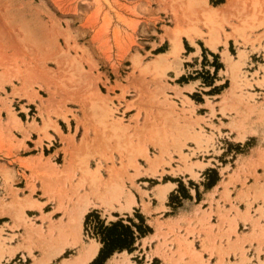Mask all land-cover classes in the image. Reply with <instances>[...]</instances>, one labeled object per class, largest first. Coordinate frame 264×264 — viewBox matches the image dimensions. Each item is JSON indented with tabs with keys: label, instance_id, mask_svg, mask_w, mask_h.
I'll return each mask as SVG.
<instances>
[{
	"label": "rangeland",
	"instance_id": "1",
	"mask_svg": "<svg viewBox=\"0 0 264 264\" xmlns=\"http://www.w3.org/2000/svg\"><path fill=\"white\" fill-rule=\"evenodd\" d=\"M192 1L0 0V94L4 95L0 112L6 110L10 118L15 117L10 99L18 96L34 102L41 98L40 91L51 97L47 101L58 100V109L65 110L59 118L69 122L73 115L83 125L82 134L77 128L75 134L61 136L63 149L56 162H66L69 173H62L65 182L57 191L52 188L46 193L52 201L46 211L32 194L20 198L24 192L14 185L21 175L14 169L0 171L7 189L0 199V214L13 220L10 227L6 225L10 231L25 230L16 248L11 247L16 236L3 238L5 231L0 230V264H35L48 257H53L48 264H62L93 243L101 248L92 231L85 229L90 212H97L107 225L119 220L130 225L129 218L138 224V212L130 210L131 215L119 219L114 213L126 212L120 207L133 189L147 195L139 178L151 177V184H156L179 181L175 176L188 174L199 180V171L208 166L205 159L213 155L222 163L238 154L255 155L248 162L249 158L238 157L237 165L254 179L251 186L247 179L242 181L245 191L254 194L244 221L252 219V205L261 204L255 211L259 215L255 228L264 237V225L259 224L264 219V0H202L204 5L201 0L197 5ZM211 7L217 15L208 21ZM177 30L189 31L191 38L182 34L183 49L175 54L172 41ZM211 34L218 37L215 49L209 46ZM188 55L198 58L199 68H186L188 77L176 82L201 83L196 85L205 90H198L207 97L201 93L190 97L198 105L205 103L201 111L208 112L206 117H197L193 101L170 85L174 76L184 73V56ZM215 65L221 68L216 70ZM5 86L12 92L7 93ZM194 86L184 89L192 91ZM68 104L80 107L83 121ZM131 110L134 115L128 114ZM223 128L230 134H223ZM0 142L6 144L4 138ZM0 153L9 156L1 147ZM203 177L209 184L218 179L214 169ZM108 184L118 187V201L104 203ZM178 192L190 199L184 185ZM86 197L92 201L90 208H99L88 211L79 230L73 218ZM178 199L174 196L171 203ZM32 202L36 205L29 206ZM27 210L41 212L39 219L28 216ZM56 212L61 213L57 220ZM233 232L237 235V226ZM20 249L29 257H15ZM124 252L113 264L142 263Z\"/></svg>",
	"mask_w": 264,
	"mask_h": 264
},
{
	"label": "crops",
	"instance_id": "2",
	"mask_svg": "<svg viewBox=\"0 0 264 264\" xmlns=\"http://www.w3.org/2000/svg\"><path fill=\"white\" fill-rule=\"evenodd\" d=\"M196 52L195 50L194 53ZM194 53L192 52L190 55ZM190 55L184 56V73L177 77L174 76V83L170 85L179 87L183 90V94L193 101L197 117H206L208 112L205 111L203 113L201 111V108L204 109L205 103L198 105L190 97L194 93H201L204 98L207 97L202 91L198 90V88L203 89L196 85L198 80H190L182 84L176 82L183 79L184 76L188 77L189 72H187L186 68L190 70L199 68L197 63H195L199 61L198 58L190 57ZM190 63H193L195 68L192 69ZM198 84L201 83L198 82ZM15 85L18 88L20 87L18 84ZM110 85L114 86L112 82H110ZM193 85L195 86L192 91L184 89ZM5 89L7 93L12 92L11 88L8 90L5 86ZM120 94V92H115V95ZM39 95L41 98L36 99L34 102L18 96L11 98V105L16 114L15 117L10 118L11 115L6 110L0 112V138L6 140V144L4 146L0 144V147L9 153V156L0 153V171L14 169L21 175V177H18V182L14 185L15 188L24 192L20 194V198L32 194L33 197L40 200L43 205V211H46L48 207H51L52 203L46 193L52 191V188H56L55 191H57L59 189L57 187L65 182L62 179V173L65 172L64 174L66 175L69 173L65 159V163L61 165L56 162L63 149L61 136H67L69 133L75 134L77 128L79 133L82 134L83 125L79 126L73 115H69V122L59 118L58 115L64 113L65 110L63 108L58 109V100L47 101L51 97L44 96L40 91ZM0 96L4 97L3 94H0ZM110 96L114 97V94H110ZM114 103L118 105L116 101ZM67 108L74 111L80 121H83L84 114L81 112L80 107L68 104ZM32 110L33 112H31ZM128 114L134 115L135 113L131 110ZM214 124L219 126L216 120H214ZM206 131L209 130L206 129ZM225 131L226 128H223V134H230ZM214 134L219 138L218 134ZM254 148H257V146H254ZM251 150L253 151V149ZM216 156L213 155V157L205 159L208 166L199 171V180L193 179L188 174L175 176V178L180 179L179 181L170 180L156 184H151L148 179L151 177H141L137 180L142 191L146 192L147 195L142 196L136 189H133L132 194H128L125 203L120 208H125L130 203V210L141 214L153 231L137 239L136 250L133 253L129 254L125 250L128 255L138 257L142 261L141 264H260V262L264 264V237L260 229L255 228L259 219V215L255 211L261 204H253L251 208L252 219L244 221L248 202L253 201L254 194L253 191L251 193L245 191L242 181L247 179L248 186H251L254 184V179L248 178L245 174L247 170H240L237 165L238 159L249 158L245 161L248 162L252 161L250 158H255V155L253 156L252 152L238 154L237 158H239L233 159V161H229V158L225 156L224 159L229 161L225 163H222ZM213 169L216 170L218 179L213 184H209V180L206 181L205 177L202 178V176L204 172H212ZM23 173H25V177L22 176ZM87 173L90 172L88 171ZM257 173L259 175L262 174L260 169ZM232 178L234 179L231 184L225 186L224 184L231 181ZM190 181L195 182L196 185L191 187ZM180 183L188 189L190 199H184L178 192ZM91 185L93 186V184ZM116 188L118 187L114 186L112 188L109 184L106 185V194L109 197L105 195L103 198L104 203L118 201L120 195ZM162 190L165 191V195L162 199L158 197L159 201L156 196ZM244 193L248 197L243 196ZM6 195V184L0 175V199ZM174 196H179L178 203H171V199ZM6 201H10V199ZM91 202V199H83L75 211L77 212L78 208L84 207L85 204L88 205L86 214L89 210H98L99 206L90 208ZM30 204L29 206L36 205L34 202ZM144 204L147 206L145 207ZM52 208H54L53 211L56 210L57 202H55V206L52 205ZM199 209H201L200 212ZM130 210H124L126 212L120 214V216H117L118 213L115 212L114 217L119 219L131 215L132 213H128ZM26 214L33 219H39L41 212L27 210ZM55 214V220L59 219L61 213L57 214L56 212ZM36 223L41 224V221L38 220ZM12 224L13 220L10 219L9 215L0 214V230L3 229L5 231L3 238L9 239L13 235L16 236L11 244V247L16 248L21 245V237L25 234V230L19 227L10 231L8 227ZM259 224L261 226L264 225V219H261ZM235 226H237V235L233 232ZM192 245L195 251H193ZM167 248L171 249L172 252ZM244 251L247 252L246 256L242 254ZM99 252L95 259L98 257ZM175 252L176 254L171 258L172 253ZM124 253L115 252L106 260L105 264H113L115 260H120L117 255L121 256ZM15 255V257H29L22 249L18 250ZM77 257L79 255L73 259ZM245 257L248 261H246ZM94 260L89 264L94 262ZM65 261H69V259L62 260V264ZM3 264H11V262L4 261Z\"/></svg>",
	"mask_w": 264,
	"mask_h": 264
},
{
	"label": "trees",
	"instance_id": "3",
	"mask_svg": "<svg viewBox=\"0 0 264 264\" xmlns=\"http://www.w3.org/2000/svg\"><path fill=\"white\" fill-rule=\"evenodd\" d=\"M215 66L216 70L221 68V66ZM179 189H183L182 183L179 184ZM137 218L139 219L138 224L129 218L130 225L124 224L123 220L107 225L105 221L100 219L97 212H90L85 219V229L86 231L90 229L94 238L102 244L98 257L91 264H105L106 260L117 251L124 252L127 250L129 253H133L136 250L137 239L153 231L141 214H138Z\"/></svg>",
	"mask_w": 264,
	"mask_h": 264
},
{
	"label": "bare ground",
	"instance_id": "4",
	"mask_svg": "<svg viewBox=\"0 0 264 264\" xmlns=\"http://www.w3.org/2000/svg\"><path fill=\"white\" fill-rule=\"evenodd\" d=\"M234 1V0H229ZM200 1L198 0H193L192 4L193 5H197ZM201 4L204 5V1L201 0ZM216 8L211 7L209 9V11L206 13V17L208 21L213 20L216 17ZM182 34H185L187 37L191 38L190 32H182L181 30H177L175 38L173 39L172 43H173V53L177 54L180 50L183 49L182 46ZM218 41V37L214 34H211V39L209 41V46L212 49H215V46L217 44ZM88 172V171H87ZM165 195V191H160L158 194V197L160 199H162ZM35 203V202H34ZM86 205V204H85ZM84 205V207L78 208L75 217L73 218V222L76 224H79V230L82 229L81 223L86 214V206ZM124 210H130V203L127 204V206L125 208H123ZM99 248L100 245L93 243V245L87 247L81 254L79 257L75 258L74 260H69V261H65L63 262V264H89L91 261H93L95 259V257L97 256L98 252H99ZM62 250H59L57 253H55V255L59 254V252H61ZM53 255V256H55ZM51 260V257H48L45 260L42 261H38L35 264H47L49 261Z\"/></svg>",
	"mask_w": 264,
	"mask_h": 264
}]
</instances>
